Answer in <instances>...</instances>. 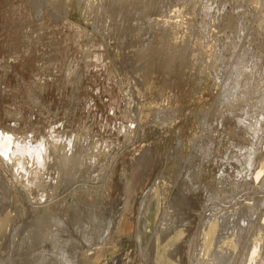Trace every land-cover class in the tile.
Returning <instances> with one entry per match:
<instances>
[{
  "label": "rangeland",
  "instance_id": "obj_1",
  "mask_svg": "<svg viewBox=\"0 0 264 264\" xmlns=\"http://www.w3.org/2000/svg\"><path fill=\"white\" fill-rule=\"evenodd\" d=\"M129 1L0 0V11L7 10L10 14L7 28L3 31L14 29L18 34L33 26L40 31L43 40L55 43L59 38L63 39L69 33L68 29L75 25L77 31L71 34H74L73 37L80 35V43L83 47L86 45V50L91 49L90 53L96 51L97 54L104 51L98 55L100 63L90 55V60H85L87 66L85 63L79 66L75 64L70 75L83 79L79 86L74 84L77 85L75 88L80 89L72 92L74 82L70 83L71 87L70 84L65 87L70 102L74 100L71 104L74 107L67 114L77 121H87L88 125L86 122L83 124L85 128H80L82 134L79 135L82 146L79 145L88 149H83L85 152L81 157L84 158L80 164L75 161L71 164L72 167L67 169L69 172H66L68 175L65 173L68 176L66 180L61 178L62 172L61 176H57L58 181L68 184L66 189L64 187L52 194L50 201L43 195L41 202V193L37 191L31 197L33 200L30 198L32 202L28 200L27 209L18 205L16 200L25 195V190L16 182L7 166L0 164V221L10 216L13 218L8 220V230L3 233L5 235L8 232L6 236L0 235V241L3 240L0 242V264H10L11 261L12 264H67L66 259H70L71 264H93L94 261H97L96 264H238V261L244 264L245 254L253 242L260 243L264 250L263 236L258 229L260 218L264 215V181L251 188L248 174H240L239 163L228 160L232 152L241 150L242 146L252 141L239 121H249L250 116L258 118L264 130V0ZM32 2H39V7L31 9ZM14 31L7 32L11 34ZM126 41L128 47L122 48ZM158 43H162L164 49L179 45L174 51L177 61L171 69H161L155 65L149 71L147 67L153 55L140 61L135 52L142 55L145 49ZM98 45L101 46L98 47L100 50ZM31 49L33 54L28 60L32 65H27V62L19 64L10 59L14 48L8 45L7 40L0 46L1 91L6 89L10 94L8 98L1 93L2 110H6V107L15 108L9 100H17L11 95L20 87L16 83L17 77L21 78V85L30 87L31 78L42 84L58 72L55 69L61 63L55 65L52 64L54 60H47L45 54L50 50L48 47L32 45ZM27 50L22 48L16 52L20 55ZM78 51L73 46L69 55L64 57L66 61L63 66L72 58L80 60L82 54ZM211 55L215 56L212 65L208 64ZM98 64L105 67L101 69ZM89 65L92 70L97 67L105 74L104 78L94 80L92 85L87 84L88 80L84 76L90 73ZM2 66H5V71ZM76 68L85 69H77L76 72ZM87 68L88 72H85ZM233 68H238L240 74L235 76ZM29 69L31 72L27 73ZM96 84H100L98 92L92 90ZM55 92H52L53 96ZM30 94L31 99L40 96ZM43 95L41 103L38 99H32L30 103L37 104L39 113L53 115L51 122H56L59 120L57 118L63 116L60 114L62 106L52 101L53 96L49 99L46 96L45 101H42ZM76 95L81 100L75 101L73 98H77ZM262 96L263 100L260 98ZM89 97L93 101L86 107L83 103L89 101ZM74 102L78 103L75 105ZM105 103L107 105L104 107ZM31 104L18 101L15 115L0 118V126H14L17 134L31 137L29 128L26 131L12 123V116L34 121ZM115 106H118L119 111L110 110ZM260 108L263 114L259 112ZM86 117L89 119L86 120ZM127 117H130L129 120ZM127 126L131 129H127ZM50 130L44 127L41 131L47 134ZM118 130L121 131L118 133ZM127 131H131L130 134ZM83 132L88 134L84 136ZM88 139L90 142H87ZM87 144L92 145L89 148ZM255 145L262 152L260 158L264 157V133ZM207 150L209 156L204 158L203 152ZM94 155H98L100 160ZM100 156L104 157V161ZM101 161L106 164L102 166L104 163ZM97 166L99 172L96 171ZM76 169H83L84 172L75 174ZM102 170H106L105 174ZM14 200L16 202L12 203ZM34 200L39 204H35ZM47 200L48 203L45 202ZM243 204L250 207L243 209ZM44 205L48 210L61 205V218L65 224L60 217H54V220L60 221L50 220L43 226L38 225L40 222L37 218H28L27 213L32 211L34 217L37 213L35 209L44 208ZM44 209L41 211L45 212ZM214 222L223 229L220 227L221 230L217 231L213 244L206 252L203 240ZM41 227H45L43 230L46 231L51 230L43 233ZM34 234L39 237H35L31 243L22 244L24 237ZM40 236L43 238L41 243L44 241L42 246L39 244ZM69 238L72 241H68ZM230 242L236 250H228ZM11 245L18 251L14 255L9 253ZM24 250H28L26 254Z\"/></svg>",
  "mask_w": 264,
  "mask_h": 264
},
{
  "label": "bare ground",
  "instance_id": "obj_2",
  "mask_svg": "<svg viewBox=\"0 0 264 264\" xmlns=\"http://www.w3.org/2000/svg\"><path fill=\"white\" fill-rule=\"evenodd\" d=\"M131 1V0H130ZM129 1V2H130ZM133 1V0H132ZM132 1L130 2V3H132ZM39 5V2H37V3H33L32 2V5H30L31 6V9L32 8H34L35 6H37V7H39L38 6ZM13 7V6H12ZM8 8H11L10 6L8 7ZM206 10H208V9H206ZM208 11H206V13H207ZM209 14V13H208ZM9 19H10V14L9 13H7V10L6 11H0V46L5 42V40H7V43H8V45H10L12 48H14V52L13 53H11L12 54V56L11 55H9L10 56V59H12L13 60V62H16V63H19V64H23V63H25V62H27V65L29 64V57H31L32 56V54H33V50L31 49V46L32 45H35V46H38V45H40V48H42L43 46H46V47H48L50 50L49 51H46L47 53L45 54V56H47V60H54V63H52V64H60L59 65V68H56L55 69V71L57 72V74L55 75V77L57 78H55V77H51V78H49V79H47V81H44V83H42V84H39V83H37V81H35L33 78H31L30 80H31V82H32V84H31V86L30 87H28V86H25V85H21V78H19V77H17L16 78V80H17V82L16 83H18L19 84V88H18V90L17 91H15V92H12L11 93V95H12V97H15L17 100H15V101H12V100H9V102L12 104L11 106H14L15 108L14 109H12V108H10V107H6V110H2L1 108H0V118H2V117H7V116H9V115H15V111H17V105H16V103L19 101V102H21V103H28V104H31L30 103V101H32V99H34V100H36V99H38L39 100V102L41 103V96L43 95V94H46L45 96L43 95V97H42V101H45V98L44 97H46L47 96V98L48 97H51V96H53V94H52V92H54V91H56L55 92V94H54V96H53V98H52V101L53 102H55V103H58L59 105H61L62 107H61V111H60V114H63V116L60 118H57V119H59V120H57L56 122H51L52 120H51V118H52V116H50V115H48V114H43V113H39L38 112V106H37V104L36 105H34V104H31V106H32V113H33V119H34V121H32V120H26V119H23L21 116L20 117H13L12 116V123H15L16 125H20V128H24V129H26V128H29L30 129V131H29V133L31 134V137H29V136H26L27 134H25V135H20V134H17V132H16V130H15V127L13 126V127H7V128H4V127H1L0 126V164H2V166H7V168L9 169V171L11 172V174H12V176H13V178L16 180V182L18 183H20L21 184V188H23L25 191H24V193H25V195H23V196H21V198H18V199H16L17 200V203H18V205H21V206H24V207H26L27 208V206L29 207V205H27L26 206V204H28V200H30V198L31 197H33V195L34 194H36V192L37 191H40V193H41V196H40V199H39V201L40 200H42V198H43V195H45L44 197L46 198V199H48L49 200V198L52 196V194H56L57 192H59V191H61L65 186H67L68 184H66V183H64V182H62L61 180H59L58 181V174L60 175L61 174V172L63 173V174H61V175H63V177L61 176V178H64V180H66L65 178L67 177L68 178V173H66V172H69V171H67V169L69 170V168H70V166H71V164L75 161V162H79V164H80V162L82 161V157L84 158V156H82L81 157V154H84V152L85 151H83V149H87V147L86 148H84V147H81L82 145L80 144V142H81V140H80V142H79V135H81L82 134V132H81V134H80V128H85L84 126H83V124L86 122V125H87V121H85V122H82L81 120H79V121H77V119H73V116H71L70 114V116L67 114V113H70L71 112V107L73 106H71V104L73 103V99H75V101H76V99L78 100V99H80L81 100V97L80 98H78L77 96L78 95H76L75 97H77V98H73L72 100L73 101H71L70 102V97H69V95H67V91H68V89H67V91H66V85L67 84H70V83H73V85L74 84H80L79 82L80 81H82V80H80L81 78H76V77H72L71 75H70V72L72 71V69H74V66H75V64H78V66L79 65H82V64H86L85 66H87V64H88V60L87 59H89L90 60V58H91V56L93 57V59L94 60H96L99 56L98 55H100V54H102V53H104V51L103 52H101L100 54H97V52L96 51H93V53H90V50H86V45L84 46L85 47V49H84V47L81 45V43H80V35L79 34H77L75 37H73L74 36V34H71V33H73L75 30L77 31V27L75 26V25H73V26H71L69 29H68V34L65 36V37H63V39H61V38H59V41H57V42H53V41H49V40H43V36L42 35H40V31L37 29V28H34L33 26H30L29 28H27V30L26 31H29L28 29H30V31L29 32H19L18 34H16V32L14 31V29H7V30H5V31H3L4 29H6L7 28V25H8V23H9ZM154 22H158V20H154ZM171 23H173V22H171ZM2 25V26H1ZM3 29V30H2ZM9 30H13L14 32H12L11 34H9L7 31H9ZM61 34V33H60ZM10 35V36H9ZM62 35V34H61ZM35 36V37H34ZM126 43H127V41L125 42V44H123V46H122V48L124 47V46H127L128 47V44L126 45ZM42 46V47H41ZM73 46H76V48L79 50L78 52H80L82 55H81V59L79 60V59H76L75 58V60H74V58H72V59H70L69 61H70V64L68 65V62H66L67 63V65H65V66H63V63L66 61V59L64 58L65 56H67V55H69V53H70V49H72V47ZM90 46V45H89ZM92 47V46H91ZM98 47H101L100 45H98L97 46V48ZM103 47V46H102ZM105 47V46H104ZM178 47H179V45H177V46H174L173 48H171V47H169L168 49H164V47H163V45H162V43H158V44H152V46L151 47H149L148 49H145L146 50V52L144 53V54H138L137 52H135L136 53V57L138 58V60L140 59V61H141V59H145L146 57H149V55H153L152 57H153V59L151 58V63H149L148 64V70L152 67V68H154V66L155 65H158L161 69H171L172 67H173V65L176 63V61H177V54L176 53H174V51H175V49H178ZM28 49L26 52H24L23 51V53L21 54L20 53V55H17L18 54V52H16V51H21V49ZM99 49V48H98ZM125 49H127L126 47H125ZM34 50H37V48H35ZM100 50V49H99ZM103 50H106V49H103ZM28 52H30V54L28 55ZM106 52V51H105ZM1 53V52H0ZM98 53H99V51H98ZM140 53V52H139ZM127 54H129V52H127ZM137 54H138V56H137ZM217 54V53H216ZM216 54H215V56H216ZM17 55V56H16ZM91 55V56H90ZM20 57V58H17V57ZM104 56V55H103ZM106 56V55H105ZM128 56V55H127ZM214 55H211L210 57V60L208 61V64H211L212 65V61L213 60H215V57ZM219 56V53H218V55H217V57ZM69 57V56H68ZM102 57V56H101ZM22 58V59H21ZM10 59H8V60H10ZM102 59V58H101ZM128 59V58H127ZM218 59V58H217ZM222 59V58H221ZM44 61H47V60H45V59H43ZM71 60H74L73 62H71ZM85 60H87V61H85ZM105 60L106 59H104V62L103 63H105ZM109 60V59H108ZM44 61H42V63H44ZM85 61V62H84ZM99 62L100 60H96V62ZM102 61V60H101ZM136 61V60H135ZM158 62L157 64H155L154 62ZM218 61V60H217ZM219 61H220V57H219ZM87 62V63H86ZM32 63H33V61H32ZM100 63V62H99ZM254 63V62H253ZM252 63V64H253ZM0 65H2V64H0ZM26 65V64H25ZM29 65H32V64H29ZM104 65V64H103ZM251 65V64H250ZM254 65V64H253ZM252 65V66H253ZM6 66V65H5ZM5 66H2V69L4 70V68H5ZM72 66V67H71ZM94 66H96V65H94ZM97 66H99V68H100V66L101 65H97ZM108 65H106V67H107ZM242 66V65H241ZM240 66V67H241ZM245 66V65H244ZM246 66H247V64H246ZM249 66V65H248ZM1 67V66H0ZM89 68H90V65L88 66ZM102 67V66H101ZM103 67H105V65L103 66ZM103 67L101 68V69H103ZM212 67V66H211ZM213 67H215V66H213ZM217 67V66H216ZM215 67V68H216ZM239 67V66H238ZM256 67V66H255ZM8 68H10L9 66H8ZM17 67H15V69H16ZM47 68H48V66H47ZM99 68H93V70H92V68H90V70H89V72L90 73H83V74H85L84 76L87 78V84H89V85H92V82L94 81V80H98V79H102V78H104V73H103V70L101 71V70H99ZM108 68V67H107ZM151 68V69H152ZM214 68V69H215ZM234 68H236V67H234ZM233 68V69H234ZM244 68V67H243ZM249 68H250V66H249ZM248 67H247V69H249ZM253 68V67H252ZM33 69H36L37 71H38V69L37 68H33ZM46 68H44L43 70H45ZM78 68H76V72L78 71V70H80V69H85V68H79L78 70H77ZM245 69V68H244ZM258 69H259V67H258ZM5 70H6V68H5ZM4 70V71H5ZM11 70V69H10ZM10 70H7L8 72L10 71ZM88 70V68L86 69V71L85 72H88L87 71ZM235 70V76H237V75H239L240 74V70L237 68V69H234ZM234 70H232V71H234ZM1 72H2V70H0ZM74 71V70H73ZM107 71H108V69H107ZM110 71V70H109ZM150 71V70H149ZM216 71V70H215ZM246 71V70H245ZM248 71V70H247ZM246 71V72H247ZM250 71V70H249ZM27 73L28 72H31V70L29 69L28 71H26ZM60 72V73H59ZM84 72V71H83ZM259 72V71H258ZM260 72H261V69H260ZM263 72V71H262ZM111 73V72H110ZM109 73V74H110ZM244 74H245V72H243ZM250 73H252V71H250ZM108 74V73H107ZM247 74H249V72L247 73ZM256 74H257V71H256ZM5 76L7 75V73L5 72V74H4ZM74 75V74H73ZM234 75V74H233ZM233 75H231L232 77H233ZM260 75H262L263 76V74H260ZM52 76V75H51ZM80 76V75H79ZM78 76V77H79ZM109 76V75H108ZM253 76V75H252ZM251 76V77H252ZM262 76L260 77V78H262ZM84 77V78H85ZM247 77V76H246ZM249 77V76H248ZM256 77V76H255ZM6 78V77H5ZM240 78V77H239ZM110 79V78H109ZM252 79H254V77L252 78ZM256 79V78H255ZM233 80H235V79H233ZM261 80V79H260ZM260 80H258V82L260 81ZM263 80H264V78H263ZM231 81V80H230ZM252 81V80H251ZM235 82H236V80H235ZM255 82V84H256V80L254 81ZM82 83V82H81ZM243 83V82H242ZM241 83V84H242ZM260 83H262V81L260 82ZM264 83V82H263ZM262 83V84H263ZM5 84V83H4ZM258 84V83H257ZM1 85V84H0ZM77 85H74V86H72L71 84H70V87L72 86V88H74V89H72V92L73 91H75V90H77V88H79V87H76L75 88V86H77ZM79 86V85H78ZM85 86H87V85H85ZM84 86V87H85ZM236 86H238V85H236ZM257 86V85H256ZM90 87V86H89ZM93 87V86H92ZM264 87V86H263ZM91 88V87H90ZM235 88H238V87H235ZM71 88H69V90H70ZM80 89V88H79ZM99 89H100V84H96V86H94V89H92V90H94V92H98L99 91ZM61 90V91H60ZM91 90V91H92ZM236 90V89H235ZM255 90V89H254ZM49 91V92H48ZM59 91H60V93H59ZM71 91V90H70ZM69 91V92H70ZM88 91H90V90H87V92ZM90 91V92H91ZM247 91V90H246ZM3 92V95H5L6 97H10V94H9V92L8 91H6V89L5 90H3V91H1V86H0V102L2 101V99H3V96H2V93ZM76 92V91H75ZM89 92V93H90ZM235 92V91H234ZM259 92V91H258ZM30 93H36L38 96H39V98L38 97H34V98H32L31 99V94ZM83 93V92H82ZM68 94H70V93H68ZM87 94V93H86ZM92 95H93V92L91 93ZM90 94V95H91ZM99 94V93H98ZM241 94V93H240ZM257 94V93H256ZM67 95V96H66ZM72 94H70V96H71ZM251 95V94H250ZM74 96V95H73ZM248 96V95H247ZM72 97V96H71ZM122 97V96H121ZM245 97V96H244ZM85 98H87V96L85 97ZM90 98V97H89ZM261 99L263 98V96L262 97H260ZM49 99V98H48ZM83 99V98H82ZM124 99V98H123ZM229 99V98H228ZM237 99V98H236ZM38 100H37V102H38ZM89 101H87V102H85V103H83L84 104V106H88V105H90L91 103H92V98H90V99H88ZM263 100V99H262ZM28 101V102H27ZM79 101V100H78ZM95 101V100H94ZM106 101V100H105ZM234 101V100H233ZM5 103H7V102H5ZM34 103V102H33ZM47 103V102H46ZM78 103V102H77ZM76 103V104H77ZM263 103V102H262ZM1 104V103H0ZM74 104H75V102H74ZM75 104V105H76ZM79 105V107H80V104H78ZM93 105V104H92ZM107 105V103H105V104H103V106L105 107ZM264 105V104H263ZM74 107V106H73ZM89 107H91V106H89ZM103 107V108H104ZM125 107V106H124ZM77 108H78V106H77ZM82 108V107H81ZM81 108H80V110H81ZM94 108H96V107H94ZM262 108V107H261ZM261 108H260V113L261 114H263V112H264V110H263V112H261L262 110H261ZM264 108V107H263ZM16 109V110H15ZM84 109H86V108H84ZM119 108H118V106L116 107L115 106V108H111L110 110H114V111H119L118 110ZM94 110V109H93ZM92 110V111H93ZM85 111V110H84ZM87 111V110H86ZM80 112V111H79ZM65 113V114H64ZM132 113H134V112H132ZM124 114H126V113H124ZM81 115V114H80ZM136 115H137V113H136ZM88 116V115H87ZM127 116V115H126ZM131 116V115H130ZM257 116V115H256ZM262 116H264V115H262ZM83 117V116H82ZM135 117L136 116H134V119H135ZM258 117V116H257ZM256 117V118H257ZM37 118V119H36ZM77 118H78V115H77ZM128 118V117H127ZM127 118H126V120H127ZM130 118V117H129ZM129 118H128V120H129ZM85 119V118H84ZM87 119H89L88 117H86V120ZM137 119H138V117H137ZM259 119H260V116H259ZM262 119V118H261ZM260 119V120H261ZM92 120H94V118L92 119ZM125 120V119H124ZM133 120V119H132ZM131 121V120H130ZM90 122V121H89ZM88 122V123H89ZM94 122H95V120H94ZM133 122V121H132ZM131 122V123H132ZM134 122H136V121H134ZM91 123H92V121H91ZM90 123V124H91ZM117 123V122H116ZM137 123V122H136ZM239 123L241 124V126L245 129V131L249 134V137H251V139H252V141H251V144H246V145H244V146H242L241 147V150H237L236 149V152H232L231 154H230V156H229V158H228V160H232V161H235L237 164L239 163V165H240V169H241V171H240V174H248V176H249V183L248 184H250V186H251V188L253 187V186H255L256 184H262V182L264 181V157H262V158H260L261 157V155H260V153H262L261 152V150H260V148H258V147H256V145H255V142L263 135V133H264V130H263V128L261 127L262 125H260V122H259V120H258V118L257 119H255V118H252L251 116H250V120L249 121H247V120H243V121H239ZM57 124H59V127L58 128H56L57 127ZM89 124V125H90ZM113 124V123H112ZM121 124V123H120ZM85 125V126H86ZM94 125V124H93ZM88 126V125H87ZM92 126V125H91ZM103 126V125H102ZM130 126V125H129ZM47 128V127H49L51 130L50 131H48V133L47 134H45V133H43L41 130H42V128ZM18 128V127H17ZM87 128V127H86ZM125 128V127H124ZM127 129H131V128H128V126H127ZM134 129V128H133ZM44 130V129H43ZM84 129H82V131H83ZM126 130V129H125ZM124 130V132H126ZM22 132H23V130H21ZM26 131H27V129H26ZM68 131H70L69 133L70 134H67L68 133ZM116 131V130H115ZM121 131V130H120ZM119 130H118V133L120 132ZM19 132V131H18ZM25 132V131H24ZM86 132V131H85ZM117 132V131H116ZM123 132V133H124ZM128 132V131H127ZM131 132V131H130ZM130 132H128L129 134H130ZM28 133V132H27ZM28 133V134H29ZM90 133H92L91 131H90ZM89 133V134H90ZM118 133H116V135L118 134ZM133 133H135V132H133ZM132 133V134H133ZM22 134V133H21ZM86 135V134H88V133H84L83 132V135ZM125 134V133H124ZM124 134H123V137H124ZM128 134V135H129ZM131 134V135H132ZM18 135H20L21 137L19 138L18 137ZM84 135V136H85ZM96 135V134H95ZM125 135H127V134H125ZM131 135H129V136H131ZM83 136V137H84ZM127 137V136H126ZM126 137L125 138H123V139H126ZM86 138V137H85ZM87 138H89V135H88V137ZM90 138H91V136H90ZM113 138V137H112ZM129 138V137H128ZM135 138V137H134ZM92 139V138H91ZM89 140V141H88ZM87 140V142H90V139H88ZM94 140V139H93ZM106 140H108V138L106 139ZM105 140V141H106ZM116 140V139H115ZM130 140V139H129ZM86 141V140H85ZM104 141V142H105ZM114 141V140H113ZM124 141H126V140H124ZM123 141V142H124ZM86 142V143H87ZM108 142V141H107ZM112 142V141H111ZM82 143V142H81ZM106 143V142H105ZM128 143V142H127ZM81 146H80V145ZM83 144H84V142H83ZM107 144V143H106ZM106 144H104V145H106ZM125 144H126V142H125ZM92 145V144H91ZM91 145H89L88 146V144H87V146L90 148V146ZM97 145H99V144H97ZM96 145V146H97ZM128 145V144H127ZM258 145V144H257ZM95 146V147H96ZM100 146V145H99ZM107 146V145H106ZM262 146V145H261ZM102 147H103V144H102ZM110 147V146H109ZM117 147V146H116ZM93 148H94V146H93ZM106 148V147H105ZM104 148V149H105ZM124 148V147H123ZM262 148H264L263 146H262ZM91 149H92V147H91ZM109 149V148H108ZM111 150H112V148H110ZM259 149V150H258ZM88 150V149H87ZM86 150V151H87ZM93 151H94V149H92ZM105 150H107V149H105ZM119 150V149H118ZM121 150H122V148H121ZM92 151V153H94ZM96 151V150H95ZM98 151V150H97ZM104 151V150H103ZM108 151V150H107ZM110 151V150H109ZM83 152V153H82ZM117 152V151H116ZM116 152H115V154H116ZM89 153H91V152H89ZM104 153V152H103ZM109 153V152H108ZM107 153V154H108ZM111 154H112V151L110 152ZM98 154H100V153H98ZM110 154V155H111ZM203 154H205V155H203V157L204 158H207L208 156H209V150H207V152H203ZM87 155V154H86ZM101 155V154H100ZM103 155V154H102ZM104 155H105V153H104ZM103 155V156H104ZM109 154H108V156H110ZM117 155V154H116ZM260 155V156H259ZM95 157L96 156H98V155H94ZM93 156V157H94ZM113 156V155H112ZM93 157H92V159H93ZM94 157V162H95V159L97 158H95ZM101 157V156H100ZM98 158H99V156H98ZM102 159L101 160H103L104 159V157H101ZM88 159V158H87ZM86 159V160H87ZM89 159H91V158H89ZM107 159V158H106ZM115 159V158H114ZM99 160H100V158H99ZM97 161V160H96ZM104 161V160H103ZM103 161H101V162H103ZM106 161V160H105ZM111 161H112V158H111ZM90 162V161H89ZM98 162V161H97ZM32 164V166H29V164ZM84 164H85V162H83ZM91 163V162H90ZM104 163V162H103ZM108 163V162H107ZM112 163V162H111ZM116 163V162H115ZM78 164V165H79ZM82 164V163H81ZM84 164H82V166L81 167H83L84 166ZM95 164V163H94ZM106 164V162L102 165V166H104ZM110 164V163H109ZM87 165H89L88 163H87ZM86 165V166H87ZM98 165V164H97ZM99 165H100V163H99ZM29 166V167H28ZM92 166V165H91ZM91 166H89L90 167V169L92 168ZM96 166V165H95ZM101 166V165H100ZM115 166V165H114ZM30 167H32V169L30 170L29 168ZM72 167V166H71ZM74 167V166H73ZM78 167V166H77ZM80 167V166H79ZM78 167V168H79ZM80 167V168H81ZM86 168V167H85ZM88 168V167H87ZM99 168H101V167H99ZM104 168V167H103ZM72 169V168H71ZM83 169H84V167H83ZM83 169H80V171H81V173L82 172H84L83 171ZM73 170V169H72ZM92 170H94V169H92ZM99 170L100 169H98V166H97V170L96 171H98L99 172ZM107 170V169H106ZM106 170L104 171V170H102V171H104V174H105V172H106ZM79 171V169L77 170L76 169V173L75 174H77L78 172H80ZM87 171V170H86ZM95 171V170H94ZM93 171V172H94ZM70 172H71V170H70ZM90 172V171H89ZM92 172V173H93ZM101 172V171H100ZM112 172V171H111ZM67 175H66V174ZM97 172H95V174H96ZM97 174H100V173H97ZM102 174V173H101ZM84 175V174H83ZM91 175V174H90ZM60 176H59V178H60ZM76 176V175H75ZM79 176H81L80 174H79ZM104 176V175H103ZM106 176V175H105ZM111 177V176H110ZM60 178V179H61ZM107 178V177H106ZM71 179V178H70ZM79 179V178H78ZM90 179H92V178H90ZM109 179V178H108ZM3 180V179H2ZM67 180H69V179H67ZM83 180H84V178H83ZM78 181V180H77ZM89 181V180H88ZM94 181V180H93ZM103 182H104V180H102ZM109 181V180H108ZM68 182H72V180L71 181H68ZM80 182V181H79ZM81 182H82V180H81ZM85 182V181H84ZM90 183H91V181H89ZM110 182V181H109ZM93 183V182H92ZM94 183H95V181H94ZM93 183V184H94ZM66 184V185H65ZM89 184V183H88ZM96 184H98V183H96ZM102 184V183H101ZM104 184H105V182H104ZM109 184V183H108ZM15 186V185H14ZM92 186V185H91ZM9 187V186H8ZM96 187H97V185H96ZM4 188V187H3ZM11 188V187H10ZM100 188V187H99ZM65 189H66V187H65ZM102 189V188H101ZM20 190V189H19ZM86 190V189H85ZM91 190V189H90ZM2 191V190H1ZM74 191V190H73ZM76 191V190H75ZM78 191H80V190H78ZM77 191V192H78ZM87 192H88V190H86ZM92 191H93V189H92ZM95 191H97V190H95ZM94 191V192H95ZM99 191V190H98ZM97 191V192H98ZM68 192V191H67ZM82 192V191H81ZM86 192V193H87ZM90 192V191H89ZM8 193V192H7ZM13 193V192H12ZM38 193V192H37ZM85 193V192H84ZM65 194V193H64ZM81 194V193H80ZM88 194H90V193H88ZM8 195V194H7ZM38 196H39V194H37ZM85 195V194H84ZM1 196V195H0ZM12 196V195H11ZM35 196V195H34ZM58 196V195H57ZM91 197V196H90ZM2 198H5V197H2ZM35 198V197H34ZM39 198V197H38ZM6 199H7V197H6ZM6 199H4L5 200V203H7V200ZM32 199V198H31ZM44 199V198H43ZM84 199V198H83ZM11 200V199H10ZM33 200V199H32ZM37 200V199H36ZM45 201L46 203H48L49 201ZM31 201V200H30ZM38 201V200H37ZM9 202V201H8ZM15 203L16 201L14 200V201H12V203ZM32 202V201H31ZM36 201L34 200V203H35ZM41 202V201H40ZM44 202V203H45ZM2 204H4L3 202H1ZM20 203V204H19ZM33 203V204H34ZM8 204V206H9V203H7ZM6 204V205H7ZM32 204V205H33ZM35 204H39V203H35ZM53 204V203H52ZM55 204V203H54ZM77 204V203H76ZM75 204V205H76ZM31 205V204H30ZM5 206V205H4ZM12 206V205H11ZM16 206V205H15ZM21 206H18V208H20ZM57 206V205H56ZM92 206V205H91ZM37 207H39V206H37ZM48 207H50V206H48ZM55 207V206H54ZM60 207H61V205H59V207L58 208H53V206H52V208H51V210H50V208H49V210L47 209V208H45V205H44V208L42 207V208H40V211L38 210V209H35L36 211H37V213L35 214V216L33 217V212L31 211V212H29L28 210V212L29 213H27L28 214V218H31V219H36L38 222H40L38 225H40V226H43V224L44 223H47V222H49L50 220H54L55 218L54 217H62V212H63V210H61L60 209ZM243 209H247V208H249L250 207V205H248V204H243L242 206H241ZM4 208V207H3ZM22 209H23V207H21ZM62 208V207H61ZM95 208V207H94ZM14 209H15V207H14ZM28 209V208H27ZM30 209V208H29ZM41 209L43 210L44 209V211L45 212H43V211H41ZM76 209V208H75ZM4 210H6L5 208H4ZM12 210V209H11ZM11 210H10V212H11ZM20 210V209H19ZM24 210V209H23ZM26 210V209H25ZM31 210V209H30ZM34 210V209H33ZM92 210H93V208H92ZM8 212H9V210H7ZM14 211V210H13ZM12 211V212H13ZM35 211V212H36ZM15 212V211H14ZM18 212V211H17ZM59 212V213H58ZM93 212H94V210H93ZM23 213V212H22ZM22 213H21V215H22ZM41 213H43V214H41ZM78 213H81V212H78ZM235 215V214H234ZM14 216V215H13ZM260 216H262V215H260ZM21 217V216H20ZM27 217V216H26ZM9 218H12L11 216L9 217ZM9 218L8 217H6L4 220L2 219L1 221H0V235L2 236V235H4L3 233L5 232V231H7L8 230V227H7V224H8V220H9ZM59 218V219H60ZM13 219V218H12ZM36 220H34V221H36ZM13 221V220H12ZM54 221H60V220H54ZM61 222H63L64 224H65V221L63 220V218H61ZM91 222V221H90ZM216 222V221H215ZM214 222V224H212V225H210V228L208 229V232H206L207 233V235H206V233H205V236L206 237H204L205 238V240H203L204 241V243H203V246H204V248L207 250L206 252H208V249H209V247L211 246V244H213V241H214V237H215V235H216V233H217V231L218 230H221V225H219V227L217 226V224ZM220 222V221H219ZM22 223V222H21ZM55 224H57V222H54ZM58 223H60V222H58ZM91 223H95V222H91ZM213 223V222H212ZM53 224V223H52ZM211 224V223H210ZM12 225V224H11ZM58 226H60V225H58ZM88 227V226H87ZM87 227H85V228H87ZM209 227V226H208ZM221 227V228H220ZM258 229H260L261 230V233H262V236H263V240H264V215L260 218V222L258 223ZM14 228V227H13ZM36 228H37V226H36ZM42 228V227H41ZM43 228H45V227H43ZM43 228L41 229V230H43ZM59 228H61V227H59ZM92 228V227H91ZM48 229V228H47ZM223 229V228H222ZM39 230V229H38ZM51 230V229H50ZM50 230H47L48 232L50 231ZM60 229H58V231H59ZM89 230V229H88ZM87 230V231H88ZM92 230H93V228H92ZM45 231V232H44ZM46 230H43V233H46L47 232ZM89 231H91V229L89 230ZM18 232V231H17ZM37 232V231H36ZM47 232V233H48ZM52 232V231H51ZM8 233V232H7ZM7 233H5V235L4 236H6V234ZM42 233V232H41ZM89 233H91V232H89ZM94 233V232H93ZM35 234H37V235H40V234H38V233H35ZM34 234V235H35ZM57 234H59V233H57ZM57 234H54V235H57ZM17 235V234H16ZM29 235V236H26V237H24L23 238V243L22 244H26V243H31L32 241H33V239H35V237H37V235ZM42 236H43V234H41ZM1 236H0V238H1ZM3 236V237H4ZM42 236H40V238H39V241L40 240H42L43 238H42ZM47 236V235H46ZM87 236V235H86ZM93 236H95V235H93ZM17 237V236H16ZM39 237V236H38ZM37 237V238H38ZM49 237V236H48ZM56 237H58V236H56ZM217 237V236H216ZM42 238V239H41ZM160 238V237H159ZM5 239V238H4ZM8 239V238H7ZM58 239V238H57ZM6 240V239H5ZM4 240V241H5ZM219 240V239H218ZM257 240V239H256ZM255 240V241H256ZM259 240V239H258ZM257 240V241H258ZM260 240H261V238H260ZM3 241V240H2ZM2 241H0V242H2ZM7 241V240H6ZM9 241V240H8ZM38 241V242H39ZM51 241H52V239H51ZM68 241H72V238H69L68 239ZM44 242V241H43ZM43 242L41 243V241L39 242V244H41V246L43 245ZM264 242V241H263ZM5 243H7V242H5ZM53 243V242H52ZM60 243V242H59ZM58 243V244H59ZM225 242H223V244H224ZM228 243V242H227ZM232 243H233V241H232ZM232 243L230 242V249H228V250H231V248H232ZM4 244V243H3ZM14 244V243H13ZM12 244V245H13ZM223 244H221V245H223ZM5 245V244H4ZM8 245V244H7ZM11 245V246H12ZM45 245H47V244H45ZM227 245V244H226ZM3 246V245H2ZM24 245H22V247H23ZM48 246V245H47ZM55 246V245H54ZM58 246V245H57ZM202 246V247H203ZM224 246V245H223ZM233 246H234V244H233ZM34 247V246H33ZM37 248L39 247L38 246V243H37V246H36ZM49 247L51 248V246L49 245ZM48 247V248H49ZM221 247V246H220ZM228 247V248H229ZM263 247V246H262ZM21 248V247H20ZM35 248V247H34ZM36 248V249H37ZM223 248V247H222ZM222 248H220V250L222 249ZM1 249H2V247H1ZM22 249H24V248H22ZM27 249V248H26ZM29 249V248H28ZM60 249V248H59ZM204 249V250H205ZM233 250H236V247H235V249H234V247L232 248ZM17 250H19V247H18V249ZM31 250V246H30V249H29V251ZM33 250V249H32ZM39 250V249H38ZM42 249H40V251H41ZM46 250V249H45ZM5 251V250H4ZM25 251V253L24 252H22V253H24V254H26V252L28 251H26V250H24ZM43 251V250H42ZM49 251H51V250H49ZM217 251V250H216ZM222 251H223V249H222ZM221 251V252H222ZM232 251V250H231ZM15 252H18V251H16V250H14V247L12 246V249L10 250V254H12V255H14V253ZM21 252V251H20ZM52 252V251H51ZM54 252H55V250H54ZM204 252V251H203ZM247 252V251H246ZM33 253V252H32ZM39 253V252H38ZM42 253V252H41ZM44 253V252H43ZM46 253V252H45ZM28 254V253H27ZM54 254V253H53ZM11 255V256H12ZM19 255V254H18ZM21 255V254H20ZM29 255V254H28ZM34 255V254H33ZM246 256H245V261H244V264H264V250H262L261 249V244L260 243H258V242H253L252 243V245L248 248V252L245 254ZM22 256V255H21ZM23 256H25V255H23ZM30 256V255H29ZM54 256V255H53ZM13 257V256H12ZM15 257V256H14ZM26 257H28V256H26ZM39 257V256H38ZM221 257H223V256H221ZM18 258V257H17ZM56 258V257H55ZM85 258V257H84ZM9 259V258H8ZM13 259V258H12ZM65 259V258H64ZM91 259V258H90ZM221 258H219L218 260H220ZM10 260V259H9ZM20 260V259H19ZM48 260V259H47ZM52 261V259H49V261ZM67 260V264H71L72 263V261L70 260V259H66ZM69 260V261H68ZM85 260H87V259H85ZM46 262V261H45ZM93 262V261H92ZM91 262V263H92ZM96 262L97 261H94L93 262V264H96ZM7 263V262H6ZM238 264L240 263L239 261L237 262ZM10 264H12V261L10 262ZM38 264V263H37ZM41 264H43V263H41Z\"/></svg>",
  "mask_w": 264,
  "mask_h": 264
}]
</instances>
